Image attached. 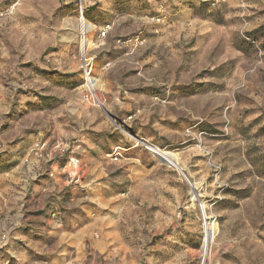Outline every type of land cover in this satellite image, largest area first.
Here are the masks:
<instances>
[{"label": "rangeland", "instance_id": "obj_1", "mask_svg": "<svg viewBox=\"0 0 264 264\" xmlns=\"http://www.w3.org/2000/svg\"><path fill=\"white\" fill-rule=\"evenodd\" d=\"M0 264H264V0H0Z\"/></svg>", "mask_w": 264, "mask_h": 264}, {"label": "bare ground", "instance_id": "obj_2", "mask_svg": "<svg viewBox=\"0 0 264 264\" xmlns=\"http://www.w3.org/2000/svg\"><path fill=\"white\" fill-rule=\"evenodd\" d=\"M83 28H86V29H89L91 26L90 24L88 23H84L82 25ZM92 85L95 87V86H98V81L94 82L92 81ZM149 151L154 154L157 158L158 156H161L163 158H165L167 161L170 162L171 164V167L176 169V170H179L182 172L181 168H180V165L178 163V160L176 159V157H174L173 154L169 153L168 151H163L162 149L158 148V147H155V146H149L148 147ZM216 228L214 227H210V226H207L206 228V243L204 246V251L206 249V247L209 245L210 242H212L211 240L213 239L214 235H216L215 233V230Z\"/></svg>", "mask_w": 264, "mask_h": 264}, {"label": "water", "instance_id": "obj_3", "mask_svg": "<svg viewBox=\"0 0 264 264\" xmlns=\"http://www.w3.org/2000/svg\"><path fill=\"white\" fill-rule=\"evenodd\" d=\"M158 159H159L160 161H162V162H165V163L170 164L169 161H167L165 158H163V157H161V156H158ZM170 165H171V164H170Z\"/></svg>", "mask_w": 264, "mask_h": 264}, {"label": "built area", "instance_id": "obj_4", "mask_svg": "<svg viewBox=\"0 0 264 264\" xmlns=\"http://www.w3.org/2000/svg\"><path fill=\"white\" fill-rule=\"evenodd\" d=\"M95 99L98 100V98L96 97V95H95V97L92 95V96H91V100L95 102Z\"/></svg>", "mask_w": 264, "mask_h": 264}]
</instances>
